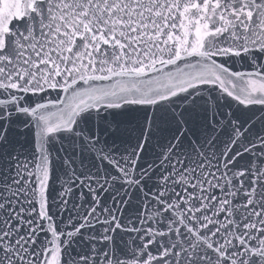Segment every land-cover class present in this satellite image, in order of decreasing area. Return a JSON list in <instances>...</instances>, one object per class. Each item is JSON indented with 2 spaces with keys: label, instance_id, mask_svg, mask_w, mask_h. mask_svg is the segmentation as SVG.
Listing matches in <instances>:
<instances>
[{
  "label": "snow or ice",
  "instance_id": "6c2138e0",
  "mask_svg": "<svg viewBox=\"0 0 264 264\" xmlns=\"http://www.w3.org/2000/svg\"><path fill=\"white\" fill-rule=\"evenodd\" d=\"M0 264H264V0H0Z\"/></svg>",
  "mask_w": 264,
  "mask_h": 264
}]
</instances>
